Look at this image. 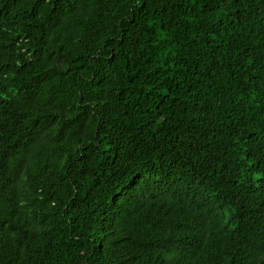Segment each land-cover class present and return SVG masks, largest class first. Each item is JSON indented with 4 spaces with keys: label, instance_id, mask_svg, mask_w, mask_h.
<instances>
[{
    "label": "trees",
    "instance_id": "1",
    "mask_svg": "<svg viewBox=\"0 0 264 264\" xmlns=\"http://www.w3.org/2000/svg\"><path fill=\"white\" fill-rule=\"evenodd\" d=\"M0 264H264V0H0Z\"/></svg>",
    "mask_w": 264,
    "mask_h": 264
}]
</instances>
